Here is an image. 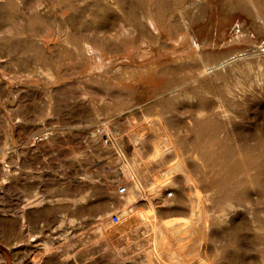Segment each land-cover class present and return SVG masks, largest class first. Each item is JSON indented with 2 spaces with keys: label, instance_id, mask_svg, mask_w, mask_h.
Here are the masks:
<instances>
[{
  "label": "rangeland",
  "instance_id": "rangeland-1",
  "mask_svg": "<svg viewBox=\"0 0 264 264\" xmlns=\"http://www.w3.org/2000/svg\"><path fill=\"white\" fill-rule=\"evenodd\" d=\"M150 199L174 257L264 264V0H0V264L167 263Z\"/></svg>",
  "mask_w": 264,
  "mask_h": 264
},
{
  "label": "bare ground",
  "instance_id": "bare-ground-1",
  "mask_svg": "<svg viewBox=\"0 0 264 264\" xmlns=\"http://www.w3.org/2000/svg\"><path fill=\"white\" fill-rule=\"evenodd\" d=\"M157 151V150H156ZM183 159V158H182ZM173 162V161H172ZM168 166V165H167ZM191 173V172H190ZM158 179V178H157ZM169 179V178H168ZM191 180V179H190ZM167 179H160V180H155V181H153L149 186H148V188L146 189V195L148 196V198H149V196H157V195H159L160 194V192L167 186ZM196 182V181H195ZM138 184V183H137ZM188 184V183H187ZM195 191H194V196H195V206L194 207H199L200 205H201V202H202V200H203V196H202V192H201V190H199L198 188H196L195 187V189H194ZM191 191V190H190ZM191 195H192V193H191ZM188 196H189V194H188ZM192 197V196H191ZM135 198V197H134ZM193 199V198H192ZM193 202V201H192ZM192 202H191V204H192ZM204 202V201H203ZM203 204V203H202ZM150 212L148 213V215H147V213H146V215H147V219H152V221L154 222V225H155V227H156V231H157V233H159L160 234V236L159 237H161V240H160V244H161V248L162 249H164V251H165V253L167 254V257H168V262L167 263H165V264H187V262H186V260L184 259V260H181L180 258H177V257H174V255H173V250H171V249H173V248H169L167 245H169V242H170V240L168 239V238H170V237H173V236H175V235H182V234H184L185 232V230L187 229V224H188V220L187 221H185V222H175L174 221V223L172 224V227H171V230H168V228H166V226H165V224L164 223H162L161 221H160V219L161 218H159V216H158V213L155 211V209H154V207H153V205H152V203H151V199H150ZM191 206H193V205H190V207ZM202 206V205H201ZM143 208V207H142ZM200 208V207H199ZM198 208V209H199ZM193 209V208H192ZM191 209V210H192ZM196 209V208H195ZM194 209V210H195ZM138 210V209H137ZM199 211H201V210H199ZM193 212V210L191 211V213ZM199 214V213H198ZM197 214V215H198ZM143 215H144V212H143ZM205 215V214H204ZM24 218V217H23ZM146 218V217H145ZM194 218V217H193ZM206 219V218H205ZM25 220V219H24ZM170 220V219H169ZM168 221V220H167ZM169 225V224H168ZM189 230V229H188ZM158 234V235H159ZM186 238V237H185ZM185 238H183V239H185ZM167 239V241H165ZM183 242V241H182ZM181 242V243H182ZM171 243V242H170ZM184 243V242H183ZM176 246V245H175ZM177 247L180 249V244L178 245L177 244ZM178 248H174V249H178ZM179 251V250H178ZM180 251H182L183 252V250H181L180 249ZM155 252L157 253V254H155L157 257H159L158 259H162L161 258V253L162 252H157V250H155ZM176 253V252H175ZM174 253V254H175ZM165 254V255H166ZM178 254H180V256H181V253H179L178 252ZM179 256V257H180ZM185 256V255H184ZM163 257V256H162ZM182 257H183V254H182ZM181 257V258H182ZM4 258V257H3ZM185 258V257H184ZM1 260H2V258H1ZM3 260H5V259H3ZM2 262V261H1Z\"/></svg>",
  "mask_w": 264,
  "mask_h": 264
},
{
  "label": "crops",
  "instance_id": "crops-1",
  "mask_svg": "<svg viewBox=\"0 0 264 264\" xmlns=\"http://www.w3.org/2000/svg\"><path fill=\"white\" fill-rule=\"evenodd\" d=\"M44 44V43H43ZM46 46V48L48 49V50H50L51 51V49H50V46L49 45H45ZM53 51V53H54V50H52ZM51 51V52H52ZM93 52H96V51H93ZM91 54V53H90ZM56 54L54 53V56H55ZM135 181L140 185V189H139V193H140V195L138 196V198H137V202H136V204H143L146 200H147V198L145 197V195H143L144 194V187H143V185H142V183L139 181V179H135ZM124 184H126V183H124ZM127 185V184H126ZM127 189H128V191H129V186L127 185ZM154 200L156 201V205L157 206H159V207H161L164 203L163 202H165L166 200H163V191H161V193L156 197V198H154ZM137 236H139L140 237V235L139 234H137ZM113 264H126V263H121L120 262V260L119 259H117V261H114L113 262ZM162 264H165V263H162Z\"/></svg>",
  "mask_w": 264,
  "mask_h": 264
},
{
  "label": "built area",
  "instance_id": "built-area-1",
  "mask_svg": "<svg viewBox=\"0 0 264 264\" xmlns=\"http://www.w3.org/2000/svg\"><path fill=\"white\" fill-rule=\"evenodd\" d=\"M163 191V200H168L174 197L175 190L173 188H165L162 190ZM128 192L127 185L126 184H121L118 187V193L120 194H126ZM112 222L114 224H119L121 222V216L119 214H113L112 215ZM141 234H145L141 232ZM147 237V235H145ZM145 237V238H146Z\"/></svg>",
  "mask_w": 264,
  "mask_h": 264
}]
</instances>
